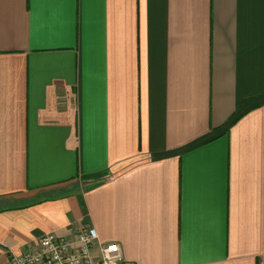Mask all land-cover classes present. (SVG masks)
I'll use <instances>...</instances> for the list:
<instances>
[{
    "label": "crops",
    "instance_id": "0c3cea01",
    "mask_svg": "<svg viewBox=\"0 0 264 264\" xmlns=\"http://www.w3.org/2000/svg\"><path fill=\"white\" fill-rule=\"evenodd\" d=\"M80 225L264 264V0H0V263Z\"/></svg>",
    "mask_w": 264,
    "mask_h": 264
},
{
    "label": "built area",
    "instance_id": "2783aa9c",
    "mask_svg": "<svg viewBox=\"0 0 264 264\" xmlns=\"http://www.w3.org/2000/svg\"><path fill=\"white\" fill-rule=\"evenodd\" d=\"M0 264H133L127 261L116 241H101L91 225H80L73 234L61 236L48 232L35 247L13 255Z\"/></svg>",
    "mask_w": 264,
    "mask_h": 264
}]
</instances>
